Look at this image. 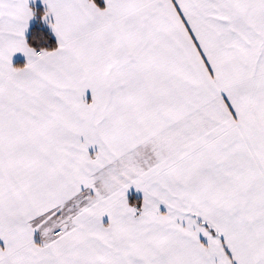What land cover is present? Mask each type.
I'll return each instance as SVG.
<instances>
[{"label":"snow or ice","instance_id":"snow-or-ice-1","mask_svg":"<svg viewBox=\"0 0 264 264\" xmlns=\"http://www.w3.org/2000/svg\"><path fill=\"white\" fill-rule=\"evenodd\" d=\"M0 264H264V0H0Z\"/></svg>","mask_w":264,"mask_h":264}]
</instances>
